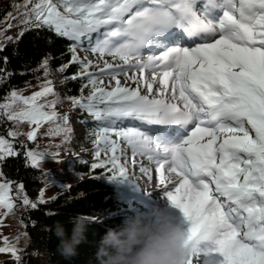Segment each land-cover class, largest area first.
<instances>
[{"label": "snow or ice", "instance_id": "1", "mask_svg": "<svg viewBox=\"0 0 264 264\" xmlns=\"http://www.w3.org/2000/svg\"><path fill=\"white\" fill-rule=\"evenodd\" d=\"M20 8L21 24L47 28L73 42L69 64H79L80 71L71 79L86 77L81 92L90 90L69 99L102 125L94 133L92 170L107 169L112 180L127 179L118 155V140L124 141L132 158L146 156L155 163L165 198L181 214L186 264H200L201 258L203 264H264V0H23ZM93 33L99 35L88 50L122 62L105 61L100 70L114 81L110 90L97 87V76L88 71L91 61L76 55ZM182 39L192 43L177 42ZM41 68L48 77V58ZM129 71L137 73L128 77L136 87L119 79ZM52 84L46 80L30 97L13 90L0 103V115L34 126L29 141L37 139L43 124L60 119L56 100L39 102L56 96ZM63 119L67 124L68 117ZM127 120L165 126V131L112 127ZM55 130L71 132L59 124ZM17 154L0 138V161ZM102 154L108 158L101 159ZM44 158L26 152L33 168ZM139 170L152 179L149 169L141 165ZM18 187L23 192L24 186ZM11 191V182L0 183L5 214L15 206ZM40 196L45 203L43 191ZM22 203L37 208L27 195ZM0 253L21 259L7 238Z\"/></svg>", "mask_w": 264, "mask_h": 264}, {"label": "trees", "instance_id": "2", "mask_svg": "<svg viewBox=\"0 0 264 264\" xmlns=\"http://www.w3.org/2000/svg\"><path fill=\"white\" fill-rule=\"evenodd\" d=\"M22 4L23 0H0V48H3L0 52V70H2L0 75L3 76V81L0 82V103L6 102V98L13 90L30 97L42 90L41 85L46 80H51L53 88L55 85L60 86L58 90L54 89L56 96L45 97L39 102L47 104L56 100L55 109L65 105H70L73 110L79 109L73 106L69 98L87 96L90 89L84 88L83 93L81 92L83 85L87 83L86 77L71 79L80 71L79 64H69L73 55L70 45L73 42L58 37L47 28L21 24L24 19L21 15L23 8L18 10V6ZM21 32H23L22 36L19 35ZM93 35L96 40L99 34ZM9 37L12 38L11 41ZM5 57L7 63L4 62ZM45 58H48L50 66L48 77H45L44 69L41 68ZM61 65L69 66L65 71H59ZM88 71L91 72L89 69ZM97 87H99V78ZM46 110L52 111L50 108ZM84 114L86 117L80 120L86 131L83 139L74 138L72 131L63 132L65 142L66 137L70 140L66 142L65 152L69 151L74 155L66 157L63 161L71 165L74 178L77 179L74 183L54 181L39 167H31L26 159L28 150L23 148L24 143L30 148H35L40 142L42 144L51 137L60 136L61 133L58 134L55 129L57 124L62 126L64 115L58 116L60 119L54 121L53 127H40L34 142L27 139V134L34 126L25 122H13L0 115V138H10L9 143L18 153L0 161V183L11 182L10 196L15 205L11 213L20 214L18 219L25 231L26 239L22 242L19 237L18 246L23 247L22 243L27 242L29 249L45 252L49 259L48 264H97L96 252L100 239L109 229L118 230L131 219L122 206L132 200L130 191L134 189V185L125 178L112 180V173L107 169L92 170L91 165L97 160L93 154L96 147L94 133L102 125L87 113ZM20 125L27 130L24 132L20 130ZM63 127L71 129L69 124ZM9 132H14L16 135L10 136ZM48 181L52 182L50 193L56 194L45 203L37 202L36 209L24 207L20 210L23 207V196L27 195L30 200H36ZM20 184L24 186L23 192L19 190ZM5 213L6 210L0 209V215H3L0 219L2 222L5 217L10 216V213ZM80 216L84 217L87 223L85 239L78 246L77 255L65 259L58 252L60 241L55 234V225L62 224L70 235L73 228L72 220ZM16 235L15 233L4 235L0 231V246H3L5 238L10 242V239H14ZM29 262L36 264L37 260L31 254H24L17 262L14 258L10 260L9 253H0V264H30Z\"/></svg>", "mask_w": 264, "mask_h": 264}, {"label": "rangeland", "instance_id": "3", "mask_svg": "<svg viewBox=\"0 0 264 264\" xmlns=\"http://www.w3.org/2000/svg\"><path fill=\"white\" fill-rule=\"evenodd\" d=\"M104 30H102L103 32ZM94 34V33H93ZM92 34L91 42L88 41V39H84L83 46L77 48V56L81 61H91V66L89 67V70L93 72L94 74H97L99 78V87H103L106 90H110L112 86H114V81L110 79L107 75L102 73L100 70L105 67V61L108 63H112L114 65H122V62L118 59H114L110 56H105L101 58L98 54L92 53L90 50V44H95V38ZM153 51H158L157 49H152ZM149 50L145 49V55L147 54ZM137 75L134 71H129L127 73V76L121 75L119 76V79L121 80L122 84H127L129 87H136V84L131 83L128 80V77ZM103 81L101 84L100 81ZM142 87V86H141ZM60 88L59 85H55L54 89L58 90ZM142 94L143 88H142ZM57 115H64L68 117L67 125L69 124L71 127V131L74 134V138L76 139H83L84 134L86 133L85 129L80 123L81 118H85V114L81 109L73 110L71 109L70 105L60 106L58 109H54ZM63 117V118H64ZM62 118V126L65 125L64 119ZM54 126V122H48L43 124L41 127L43 128H51ZM114 129L119 130L121 128L127 129L129 127L137 128L141 131H148L147 124L141 123L140 121H123V122H117L116 125L112 126ZM161 126H153V129H156L157 132H160L159 129ZM19 129L23 132L27 129L20 125ZM22 132V133H23ZM153 133V132H152ZM154 134V133H153ZM65 135V134H64ZM38 136V133H37ZM113 140H118V137L112 136ZM8 142H10V138H4ZM120 149L122 152H118V155H121V163H125L126 170L128 173V178L131 183L134 185V189H132L131 197L132 200L126 202L123 204V208L127 211L128 215L132 217L140 215L145 220H151L152 213L156 209L163 210L166 214H168L172 219L173 222L176 223L178 226H182V219L181 214L178 210L173 209L167 199L165 198L164 189L159 184L158 181V174L156 173L155 164L153 162H150L146 156L137 155L135 158H132L131 149L128 147V145L124 141L118 140ZM23 148H26L28 151H34L36 153H43L45 154L44 160L39 165V168L49 174L54 181L57 180L59 182L64 183H74L77 181L76 178H74V174L72 172L71 165L64 162L63 160L66 157L74 156L72 152H65V149L67 148L66 142L63 138V132H61L60 136L51 137L48 140H46L44 143L41 142L36 145L35 148H30V146L27 143H24ZM14 152H17L13 148ZM59 153V155H55L56 153ZM107 158V155L102 154L101 159ZM143 165L147 169H149V174L151 175L152 179L149 180L147 176L142 174L140 172V166ZM78 178V177H77ZM52 182H46L44 186L42 187V190L44 192L43 200L46 202L52 198L56 193L51 194L50 193V187ZM41 199V196L39 198L32 199V202H39ZM25 205H23L20 210H22ZM20 214L14 215L13 213H10L9 217H5V220L0 223V231L4 234H17L14 239H10V243L16 244L20 257L24 256V254H31L33 257L37 260L36 264H48L49 259L45 252L39 251L37 249H29L27 242L22 243V246H18L17 238H21L22 242L25 241V231L23 225L20 223V220L18 217ZM3 218V215H0V219ZM23 236V237H22ZM19 238V240H20ZM13 259V257L10 254V260ZM30 264H34L29 262ZM200 264H203V258H201Z\"/></svg>", "mask_w": 264, "mask_h": 264}, {"label": "clouds", "instance_id": "4", "mask_svg": "<svg viewBox=\"0 0 264 264\" xmlns=\"http://www.w3.org/2000/svg\"><path fill=\"white\" fill-rule=\"evenodd\" d=\"M72 223L70 235L62 224L55 225L60 241L58 252L65 259L77 255L87 230L82 216L74 218ZM187 257L185 232L160 209L153 211L151 220L137 215L118 230L109 229L100 239L96 252L97 264H186Z\"/></svg>", "mask_w": 264, "mask_h": 264}, {"label": "bare ground", "instance_id": "5", "mask_svg": "<svg viewBox=\"0 0 264 264\" xmlns=\"http://www.w3.org/2000/svg\"><path fill=\"white\" fill-rule=\"evenodd\" d=\"M177 42H178V43H183V44H185V45H190V44H188L187 41L184 40V39H182V40H178ZM153 126H155V125H148L147 130L150 131V132H153L154 134H155V133H159V132L156 131V129H153ZM163 131H165V128L161 129L160 132H163ZM154 164H155V163H154ZM155 167H156V165H155ZM157 174H158V173H157Z\"/></svg>", "mask_w": 264, "mask_h": 264}]
</instances>
